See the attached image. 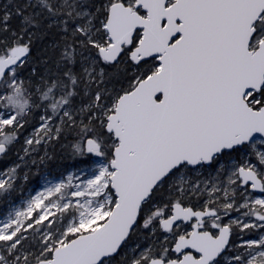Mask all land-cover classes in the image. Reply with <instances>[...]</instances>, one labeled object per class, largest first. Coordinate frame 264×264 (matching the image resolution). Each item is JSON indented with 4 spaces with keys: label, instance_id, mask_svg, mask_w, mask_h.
Returning a JSON list of instances; mask_svg holds the SVG:
<instances>
[{
    "label": "snow or ice",
    "instance_id": "obj_1",
    "mask_svg": "<svg viewBox=\"0 0 264 264\" xmlns=\"http://www.w3.org/2000/svg\"><path fill=\"white\" fill-rule=\"evenodd\" d=\"M69 138L0 264H264V0L0 4V199Z\"/></svg>",
    "mask_w": 264,
    "mask_h": 264
},
{
    "label": "rangeland",
    "instance_id": "obj_2",
    "mask_svg": "<svg viewBox=\"0 0 264 264\" xmlns=\"http://www.w3.org/2000/svg\"><path fill=\"white\" fill-rule=\"evenodd\" d=\"M19 147V145H16L15 149L9 156H16V151L19 149ZM70 149V156H68V154L66 155L62 153V155L59 156L55 161L52 160V157L51 159L47 160L45 164H43L44 167L40 169L41 174L34 182H32V179H35L38 175L37 172H39V169L37 168L38 164L36 166H30V168H25L24 172L30 173L29 179L27 181H18V184L20 185L18 190L16 192H13L6 199H0V214L7 212L13 206H22L26 198L34 195L37 191H43L44 187L48 186L49 183H57L62 179L66 180L67 176L69 175L81 176L82 173L90 172L91 169L95 166V159L75 157L73 156L71 147ZM9 156L0 159V169L1 165L7 161V158ZM73 157L74 163L70 162V159L72 160ZM16 160L17 158L15 159V162ZM66 163L69 164L66 165ZM11 165L13 164L9 163L6 167L8 168Z\"/></svg>",
    "mask_w": 264,
    "mask_h": 264
},
{
    "label": "trees",
    "instance_id": "obj_3",
    "mask_svg": "<svg viewBox=\"0 0 264 264\" xmlns=\"http://www.w3.org/2000/svg\"><path fill=\"white\" fill-rule=\"evenodd\" d=\"M4 2H6V0H0V4H2ZM11 23L15 27L18 24V19L14 18ZM47 43H48L47 39L35 40L34 41V45H33V55L34 56L42 55L44 53L45 49H46ZM71 141L72 140L69 138L68 140L63 141L60 145L54 146V148L50 151L51 154L49 153L50 156L52 157V160L55 161L59 156L62 155V153L66 154V155L68 154V156H70L71 155V153H70ZM16 158H17V156H13V155L9 156L7 158V161L2 165L3 166L2 168H6L5 166H7L9 163H11V164L16 163L15 162ZM69 158H71V157H69ZM69 158H68V160H69ZM70 162L74 163V157H73L72 160L70 159ZM67 164H69V163H66V165ZM42 167H44L43 164H38L37 168L39 169V172H37L38 175L36 176V178L32 179V182H34V181H36L38 179L39 175L41 174V170L40 169Z\"/></svg>",
    "mask_w": 264,
    "mask_h": 264
},
{
    "label": "flooded vegetation",
    "instance_id": "obj_4",
    "mask_svg": "<svg viewBox=\"0 0 264 264\" xmlns=\"http://www.w3.org/2000/svg\"><path fill=\"white\" fill-rule=\"evenodd\" d=\"M3 164H4V163H3ZM3 164H2V165H3ZM2 165H1V169H4V168H2V167H3ZM5 167H6V166H5Z\"/></svg>",
    "mask_w": 264,
    "mask_h": 264
}]
</instances>
